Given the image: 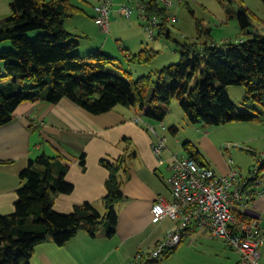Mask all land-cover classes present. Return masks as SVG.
Here are the masks:
<instances>
[{"label": "trees", "instance_id": "1", "mask_svg": "<svg viewBox=\"0 0 264 264\" xmlns=\"http://www.w3.org/2000/svg\"><path fill=\"white\" fill-rule=\"evenodd\" d=\"M232 0H217L222 6ZM264 1V0H263ZM10 15L0 20V42L10 41L14 52H1L4 74L0 75V127L11 122L13 113L23 103L45 101L57 104L68 100L92 115H100L115 106L134 107L148 119L162 122L170 102L176 98L191 124L219 126L229 122L257 120L256 116L238 111L225 88L243 86V101L257 104L264 110V34L246 30L258 18L240 5L237 19L247 35L237 43H226V51L215 44L183 42L180 62L163 67L153 74L132 80L129 73L122 76L108 70L117 60L101 51L84 56L73 54L78 44L75 36L63 30L65 19L81 12L69 0H10ZM148 11L159 15L164 9L154 3ZM228 18H233L228 13ZM198 36L204 31L195 20ZM43 30V35L30 40L26 33ZM158 36L170 38L169 28L160 29ZM156 52L143 49L131 55L128 62L150 64ZM194 80V85L190 83ZM169 132L176 134L175 127ZM128 142L123 139L124 145ZM187 157L198 165V152L191 143L183 144ZM126 156L113 161L101 160L108 175L101 215L91 204L74 206L69 214L53 210L54 197L72 192V185L64 181L67 166L56 158L40 155L19 173L20 186L16 190L13 213L0 215V264H29L37 245L51 241L62 247L77 233L94 236L101 226L108 235L115 232V205L123 198L121 185L127 172ZM81 164H84L83 158ZM237 219L250 221L251 215L235 213ZM177 246L166 249L160 256L168 257ZM137 264H158V258H148Z\"/></svg>", "mask_w": 264, "mask_h": 264}, {"label": "crops", "instance_id": "2", "mask_svg": "<svg viewBox=\"0 0 264 264\" xmlns=\"http://www.w3.org/2000/svg\"><path fill=\"white\" fill-rule=\"evenodd\" d=\"M116 10L111 9L110 13L114 12L118 17ZM115 20L109 14L107 34L110 23ZM104 47H107V41L96 47V51ZM155 122L140 115L134 107L117 105L106 113L92 115L68 100L57 104L43 100L23 103L15 110L11 122L0 127L1 216L13 213L16 190L21 184L19 173L40 155L57 157L61 166H67L63 179L73 189L69 194L54 197L53 210L60 214H69L74 206L85 203L93 205L99 212V207L103 210L101 198L105 195L108 173L100 161H113L122 155L127 158V172L121 185L123 198L115 205V232L109 236L103 225L94 236L79 232L62 247L45 241L35 247L29 264H133L139 252H151L166 238L174 224L167 219L153 221L151 208L160 199L170 201L165 184L170 174L169 166L174 158L187 157V153L183 144V153L172 149L164 134L170 127L161 129L159 122L158 125ZM150 128L165 138V148L159 156L152 150L156 138ZM197 132L196 138L185 143H191L201 163L216 176L239 173V165L243 163L239 153H231L233 157L229 159L222 151L223 143L231 145V140L219 142L217 135L221 131L207 127ZM123 139L128 140L124 145ZM173 141L179 144L176 137ZM261 198L264 201V195ZM262 207L264 202L258 206L252 201L246 210L252 217L250 221L264 229ZM238 261L239 258L236 264Z\"/></svg>", "mask_w": 264, "mask_h": 264}, {"label": "rangeland", "instance_id": "3", "mask_svg": "<svg viewBox=\"0 0 264 264\" xmlns=\"http://www.w3.org/2000/svg\"><path fill=\"white\" fill-rule=\"evenodd\" d=\"M43 1L48 2L49 0ZM69 1L81 9V12L65 19L63 23V30L75 36L73 40L78 44L72 53L82 57L96 51V47L107 41V47L100 48L101 52L117 59L113 65H109L108 70L120 76L123 73H129L132 80L153 74L163 67L178 64L181 47L179 44L183 42L196 43L198 51L204 44H215L218 49L225 52L224 44L237 43L245 39L247 35L240 29L237 19L240 5L258 18L257 21L253 22V27L246 30L247 34H252L254 31L264 34L263 0H232L231 3L226 1L223 6L217 0H182L181 4L171 10L177 19L175 23L169 26L171 37L158 36L156 31L154 39L146 35L143 23L137 19L136 15L128 21V19L120 16L116 17L114 12L110 13V18L115 17L116 20L110 23V31L107 34L94 24L93 7L97 5V0ZM9 5L10 0H0V20L10 15ZM112 9H116V6H113ZM228 13H231L233 18L229 19ZM195 20L201 22L203 28L208 29L209 33L203 31L198 36ZM44 33L43 30H35L27 32L26 36L33 40ZM143 49H151L156 52L150 64L139 65L128 62L131 55H136ZM1 52H14L10 41L0 42ZM4 72V62L0 61V75H3ZM190 85H194V80ZM225 91L238 111L256 116L257 120L229 122L219 126L194 125L187 121L180 102L174 98L167 108V116L162 123L166 128L175 127L177 132L175 136H172L169 130L164 131V134L169 139L172 149L183 153L182 144L191 138H196L197 130L202 129V127L221 131L217 135L218 141L228 139L232 142L229 148H227L228 144L223 143L222 151L228 154L229 159L233 157L231 153H239L242 157L243 163L239 165L241 170L237 173L246 177L255 166L259 169L263 194L260 197L254 196L252 200L254 205L259 206L264 202L261 198L264 195V162L259 161L260 157L264 155V110L257 104H247L243 101L245 92L243 86H227ZM121 108L124 107L121 106ZM155 124L158 125V122ZM157 129L159 131L158 126ZM175 137L179 140L178 145L172 143ZM252 201L248 203V206H251ZM262 209L264 220V208L262 207ZM99 210L100 214L104 215V209L99 207ZM263 252L264 241L260 246V253H262L260 264H264ZM234 253L226 247L222 240L209 238L207 235H203L202 231H197L190 237H185L177 245L173 254L168 257L160 256L158 264H236L238 257Z\"/></svg>", "mask_w": 264, "mask_h": 264}, {"label": "built area", "instance_id": "4", "mask_svg": "<svg viewBox=\"0 0 264 264\" xmlns=\"http://www.w3.org/2000/svg\"><path fill=\"white\" fill-rule=\"evenodd\" d=\"M155 2L164 9V14L148 11ZM181 3L182 0H99L93 7V20L107 33L109 14L116 6V12L122 18L129 20L136 15L143 23L146 35L154 39L156 31L158 34L160 29L169 28L176 22V15L171 10ZM159 126L164 129L162 122ZM150 131L156 138L152 150L159 156L165 148V138L159 137L152 128ZM230 146L228 144L227 148ZM259 161L264 162V155ZM169 169L165 184L170 201H157L151 208V215L153 221L167 219L174 227L149 252L148 258H157L164 250L176 247L185 237L202 231L209 238L222 240L234 251L239 258L237 264H260L259 247L264 241V229L234 215L244 213L253 197L263 194L259 169L255 166L246 177L238 173L216 176L209 168L188 157L174 158ZM143 260V253L139 252L133 264Z\"/></svg>", "mask_w": 264, "mask_h": 264}]
</instances>
